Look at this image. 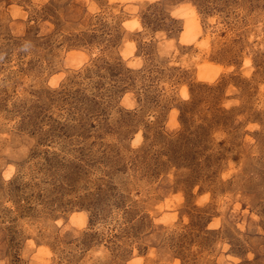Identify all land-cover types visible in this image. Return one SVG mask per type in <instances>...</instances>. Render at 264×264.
I'll return each instance as SVG.
<instances>
[{"label":"rangeland","instance_id":"1","mask_svg":"<svg viewBox=\"0 0 264 264\" xmlns=\"http://www.w3.org/2000/svg\"><path fill=\"white\" fill-rule=\"evenodd\" d=\"M0 264H264V0H0Z\"/></svg>","mask_w":264,"mask_h":264},{"label":"bare ground","instance_id":"2","mask_svg":"<svg viewBox=\"0 0 264 264\" xmlns=\"http://www.w3.org/2000/svg\"><path fill=\"white\" fill-rule=\"evenodd\" d=\"M138 22V21H137ZM139 23V22H138ZM129 24V23H128Z\"/></svg>","mask_w":264,"mask_h":264}]
</instances>
